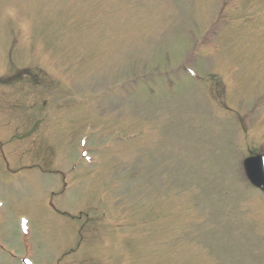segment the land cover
<instances>
[{"label":"rangeland","instance_id":"374dc122","mask_svg":"<svg viewBox=\"0 0 264 264\" xmlns=\"http://www.w3.org/2000/svg\"><path fill=\"white\" fill-rule=\"evenodd\" d=\"M256 150L264 0H0V264H264Z\"/></svg>","mask_w":264,"mask_h":264},{"label":"water","instance_id":"95a60500","mask_svg":"<svg viewBox=\"0 0 264 264\" xmlns=\"http://www.w3.org/2000/svg\"><path fill=\"white\" fill-rule=\"evenodd\" d=\"M245 163L249 179L257 186H260V169L258 166V160L256 158H253L251 160L248 159Z\"/></svg>","mask_w":264,"mask_h":264}]
</instances>
